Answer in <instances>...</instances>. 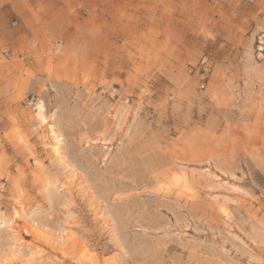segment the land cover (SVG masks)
I'll return each mask as SVG.
<instances>
[{
	"label": "rangeland",
	"instance_id": "rangeland-1",
	"mask_svg": "<svg viewBox=\"0 0 264 264\" xmlns=\"http://www.w3.org/2000/svg\"><path fill=\"white\" fill-rule=\"evenodd\" d=\"M261 36L264 0H0V264H264Z\"/></svg>",
	"mask_w": 264,
	"mask_h": 264
},
{
	"label": "built area",
	"instance_id": "built-area-1",
	"mask_svg": "<svg viewBox=\"0 0 264 264\" xmlns=\"http://www.w3.org/2000/svg\"><path fill=\"white\" fill-rule=\"evenodd\" d=\"M264 36H261L260 37V39H259V44H258V46H257V48H258V51L260 52V53H262V51H264Z\"/></svg>",
	"mask_w": 264,
	"mask_h": 264
},
{
	"label": "bare ground",
	"instance_id": "bare-ground-1",
	"mask_svg": "<svg viewBox=\"0 0 264 264\" xmlns=\"http://www.w3.org/2000/svg\"><path fill=\"white\" fill-rule=\"evenodd\" d=\"M3 222V221H2ZM3 225V224H2Z\"/></svg>",
	"mask_w": 264,
	"mask_h": 264
}]
</instances>
